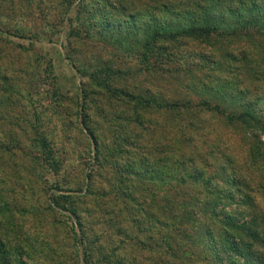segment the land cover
<instances>
[{
  "label": "trees",
  "instance_id": "obj_1",
  "mask_svg": "<svg viewBox=\"0 0 264 264\" xmlns=\"http://www.w3.org/2000/svg\"><path fill=\"white\" fill-rule=\"evenodd\" d=\"M105 4L133 20L112 30L105 19L106 40L114 34L121 44L131 36L145 62L163 63L176 62L182 47L196 42L201 64H192L203 77L185 69L192 76L182 79L187 95L159 98L114 85L104 64L92 73L108 106L101 105V117L115 125L109 141L101 132V146L88 129L97 155L101 150V172L108 166L111 173L101 177V222L108 231L101 264H264V209L252 192L256 186L264 200V0ZM128 25L144 27L139 38ZM203 64L228 65L234 77H210ZM113 100L120 105L114 108ZM40 142L48 162L49 143ZM33 185L25 178L16 187L23 194L13 189L7 197L0 189V264H91L88 245L77 246L85 231L76 197L51 194L43 207L37 200L28 206ZM29 215L36 220L27 221ZM123 238L149 252L147 263L122 253ZM71 239L76 249L66 252Z\"/></svg>",
  "mask_w": 264,
  "mask_h": 264
},
{
  "label": "rangeland",
  "instance_id": "obj_2",
  "mask_svg": "<svg viewBox=\"0 0 264 264\" xmlns=\"http://www.w3.org/2000/svg\"><path fill=\"white\" fill-rule=\"evenodd\" d=\"M117 1L0 0L1 193L7 197L17 189V183L31 178L34 185L28 192V206L37 200V205L43 207L51 194L76 197L73 204L85 231V238L77 246L88 245L91 264H101V241H106L108 234L107 226L101 222V186L105 185L101 177L111 173L108 166L104 168L106 172H101V150L97 155L88 129L96 133L101 146V132L109 141L110 130L115 128L106 119L108 116L101 117V105L108 106L101 100V87L90 79L92 73L104 64L111 70L106 77L114 85L143 94L148 89L159 98L187 95L182 79L187 81L192 76L185 69L203 77V70L192 64L199 61L197 53L202 50L196 42L180 46L183 50L176 62L163 63L158 57L145 62L141 44L131 36L121 44L114 34H107L106 40L101 27L105 19L112 30L114 24L123 22L126 27V22L132 20L105 9V3ZM128 26L139 38L144 27L139 25L138 30L139 26ZM208 66L204 73L210 77H234L228 65H211V69ZM77 67L86 75H81ZM111 103L114 108L120 105L118 100ZM80 104L84 105V112L79 109ZM129 126L139 129L133 122ZM42 137L47 139L54 160L45 162ZM253 188L255 202L264 209L261 193L256 186ZM17 190L23 194L20 187ZM25 218L29 222L36 220L33 215ZM118 239H114L116 243ZM123 239L122 253L141 256L147 263L149 252L134 248L135 240ZM69 244L66 252L76 249L72 239Z\"/></svg>",
  "mask_w": 264,
  "mask_h": 264
}]
</instances>
